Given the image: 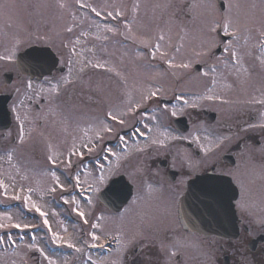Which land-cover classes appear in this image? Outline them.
<instances>
[{
	"label": "snow or ice",
	"instance_id": "snow-or-ice-1",
	"mask_svg": "<svg viewBox=\"0 0 264 264\" xmlns=\"http://www.w3.org/2000/svg\"><path fill=\"white\" fill-rule=\"evenodd\" d=\"M75 5L80 9H89L91 13H94L96 17H102L109 21H123V31L119 24L112 25L111 23H104L103 25L97 23L96 28L105 34H111L112 36H123L125 39L132 40L133 42L139 41V43L149 47L151 49L150 57L152 60L159 59L167 64L168 69L171 70L170 75L179 79L177 72L180 70H190L192 68L191 58L187 60H180L177 62L175 55L169 56L168 50L162 44L165 41V33L163 29H160L159 33L153 37L147 35L143 29L146 27L141 21H139V13L141 9L140 0H134L130 7L131 18H128L129 8L120 4H105L102 7L91 3L85 2V0H74ZM50 5L47 3L38 5V7L47 8ZM225 7V11L221 14L220 19L211 20L208 32L218 33L222 32L225 37H228L223 42V52L225 54L224 59L217 58L220 63H223L225 67L232 69V74L235 76L236 81L241 87L248 84L252 78L255 66L252 69L245 66L246 58H253L258 62L259 70L264 72V0H261L259 7V15L256 14L257 5L255 3L251 5H242L239 0H229L227 5H221ZM0 7H7L11 9L14 5H0ZM55 7L59 10L68 11V15L71 16L72 21H75V13L70 11V6L65 0H55ZM156 7H159L157 5ZM191 8L198 7L196 4L190 5ZM244 7H248L250 11L242 14L241 10ZM195 18V17H194ZM74 23L65 24L63 31L66 33L74 32ZM184 32V29H181ZM187 33H185L186 35ZM59 35V33H57ZM87 33L81 31L79 36H86ZM76 37L74 40L69 39L67 42H63V47L68 49L69 65L72 64L71 57L77 55L76 45L81 43L80 38ZM14 43L12 47L6 49L3 54H0V61L12 62L16 59V53L21 44L19 38L13 37ZM39 40H50V37L38 36ZM96 39L108 40V35H97ZM153 40L155 42L153 43ZM170 40V37H169ZM180 40H184V36L180 37ZM171 46V45H170ZM183 43L174 46L175 53H180L183 48ZM220 42L216 40L214 36H210L208 39L202 40L200 50H194L196 57H210L213 55L212 49L219 47ZM254 51L258 52V55H253ZM137 57L144 59V57L137 53ZM44 59H37L34 68L42 74L45 64ZM86 67L94 69H104L106 72L113 73L118 78L117 86L122 90L123 95L126 97L120 104H110L107 106L103 113V118L96 116L89 122L88 126L81 129L83 135L77 137L73 136L71 143L68 145L65 151L59 150L55 147L50 140L45 144L48 167L35 170L33 169V175L39 176L44 179L36 180L35 186L32 183H18L17 176L21 181H30V176L27 171L21 170V168L13 164L12 161L16 156L19 148H23L32 140L33 129H25L24 122L28 119L25 115L21 118L17 108L14 106L12 111L16 113V120L19 124L18 135L13 137V147L6 150L4 156H0V159H6L9 165L16 170V176L9 174L7 176V182L4 178H0V196H3L6 200L22 202L23 210L27 212H34L38 214V217L42 221V226L47 229L51 243L57 247L66 246L69 249H73L76 253H85L86 249H102L111 250L110 243L114 242L117 247L115 252L117 253V259L112 260L111 264H125V259L130 250L139 249L140 247L150 248L157 243V233L160 231L159 225L150 221L143 226H137L135 230L129 231L122 225L117 228H108L105 221L108 219L104 212L95 214L91 209L95 208L93 195L98 191V186L104 184L110 177L118 174L122 167L121 161L127 160L134 153H146L151 148H167L168 143L177 140H190L195 144L201 152L207 157L214 149H220L226 142L231 141L232 137L227 135H219L215 140H211L208 136H204L202 142L201 136L191 133L189 136H180L173 134L169 130V126L161 123L160 118L154 113L151 116L146 112H142L141 108L144 107L149 101H153L154 98H158L165 94L163 87H147L140 91L138 99L132 97V93L128 90V78L119 71L116 67L109 65L107 61L86 60L80 67L79 72L83 73ZM216 65H210V72L216 73ZM72 74V68L69 67V75L61 76L52 83L47 77H44V81L49 84L48 88L43 86V83L33 84L31 80L25 84V95L27 99L32 100L34 97L39 98L47 93L44 98L48 101L49 105L56 104L57 98L60 96L61 82L65 85L72 84L73 80L70 79ZM160 75H168V73H161ZM201 77H208L209 71L198 73ZM212 84H216V80L213 78ZM227 88H231L232 85H225ZM99 90V89H97ZM19 92V88L16 89ZM260 91L259 96L252 95L245 101H232L225 96L216 94L213 88H208L202 95L195 98H185L184 95H174L176 101H182L183 107H178L173 104L171 108L167 104H164L161 108V115L167 116L169 119L177 118L181 115L189 114L186 110L196 109L200 107L199 101H219L222 105H233L234 103H244L248 105H259L262 110L259 113V119L256 122H239L237 124V132L235 133L237 138L241 137V134H246L252 130H260L264 133V90ZM92 100V96L88 97ZM22 103V102H21ZM59 107V105H57ZM51 107L49 111H51ZM81 115H83L81 113ZM139 116V118H138ZM151 121V123L146 122ZM68 118L65 117L62 123L65 127L62 129L67 132ZM137 123L142 127L136 126ZM79 125L77 124V127ZM196 130H199V126L194 125ZM131 129L126 134H121L125 129ZM43 136V133L40 134ZM142 138V139H141ZM109 139H116L117 144L115 148L107 145L106 141ZM264 151V146H262ZM95 156L96 158V172L98 175H94L92 169H86L83 161L85 154ZM76 157V161L72 158ZM106 162V163H105ZM194 165L189 160L188 167L192 168ZM62 167L69 173L68 179L72 181L70 187L75 190L78 189L80 196L84 199L88 206V211L81 207V201L75 196L71 198H65L63 195L60 199L63 200L65 205H70L71 211L75 213L83 225L88 226V231L84 232V235L88 239L74 238L73 236H62L59 232L53 231L49 223V212L44 210V205L38 203L33 199V195L39 193L41 199L45 195L54 196L59 191L60 193L68 192L69 186L61 181V176L57 174L55 169ZM83 171L84 179H81ZM225 175L232 176V179L237 182L241 188V195L246 189V186L241 182L235 173H225ZM3 174H0L2 177ZM205 183L199 194L192 193L197 198L200 195L204 196L207 200L205 208L211 213L213 209V201L218 198L227 196L228 189L220 185L219 182H215L211 177L206 178ZM152 188L148 186V193L151 195ZM141 199L138 195L132 203ZM204 203V201H201ZM236 206L242 213L251 215L249 206L242 200L236 201ZM128 209H125L127 212ZM55 215V213H52ZM23 212L13 214L11 212L0 213V246L10 245L13 249L11 253L13 256L19 255L21 249H27L28 252L38 253L41 259L36 260V264H68L67 259L60 261L55 258L54 255H50L44 247H41L37 241V237L33 235L31 242L24 243L23 235L33 229L41 227L40 224H32L25 222L21 219ZM123 219V213L121 214ZM158 218L154 217L153 221ZM262 227H264V217L259 218L257 221ZM162 223V221H161ZM12 230H17V236L20 241L14 239ZM67 232V228L64 229ZM83 232V228L81 229ZM159 251L164 254L165 260L163 264H171L172 258L177 257L180 253V249L185 247L179 239L169 240L167 237L159 239L158 241ZM7 253V249H5ZM106 264L104 259L94 260L91 255L87 256L86 261L83 264ZM11 264H16L15 260L11 261Z\"/></svg>",
	"mask_w": 264,
	"mask_h": 264
},
{
	"label": "rangeland",
	"instance_id": "rangeland-1",
	"mask_svg": "<svg viewBox=\"0 0 264 264\" xmlns=\"http://www.w3.org/2000/svg\"><path fill=\"white\" fill-rule=\"evenodd\" d=\"M65 2L70 6V11L75 13V21H72L71 16L68 15V11H62L55 7V0H0V5H14V7H12L11 9L7 7H0V54H3L6 49L12 47V44L15 42L13 37L19 38L21 40V44L19 45L17 53L21 52L23 49L31 45L48 46L56 54L59 55L61 66H64L66 68V74H63L62 76H68L69 67L66 66L69 65L68 61L70 57L68 54V49L63 47L62 41L67 42L69 39L74 40L79 36L81 31H84L87 33V35L79 36L81 43L79 45H76L77 55L71 57L73 72L71 75L73 77L77 75L81 65L86 60H93V62H95L96 60L107 61L109 65L116 67L128 78V90L132 93V97L134 99L139 98L141 90H144L149 86L153 88L158 87L156 83L154 85V80L158 83H160V81H164L166 85L164 83H160L159 85H161L160 87H163L165 89V94L162 96L167 95V93L170 91V87L167 85L176 78L170 75L171 70L168 69V66L166 67L167 64L159 59L158 56V61L164 63V66L167 68L165 73H168V75H160L162 70L153 72H147L144 70V68H147V66H145V64H147L146 57L148 58V56L144 52H146L149 47L138 43V45L145 50H136V52L140 53L144 57V59H141L144 64V66H141V69L143 70H141V73L139 74L137 73V68L139 66L136 68L135 63L138 64L141 61H139L138 58L135 57V55L130 54V46H125V44L118 40L119 35L112 36L111 34H105L96 28L97 23L101 25H103L104 23H111L109 20H105L102 17H96L95 14L91 13L89 9L78 8L75 5L74 0H65ZM85 2L101 7L105 4L113 3L127 6L129 8L128 18L130 19V7L134 0H85ZM228 2L229 0H223L225 6ZM44 3H47L50 6L47 8L38 7V5ZM140 3L141 9L138 19L144 25H146L143 31L147 35L155 37L159 33L160 29H163L165 33V41H163L162 44L167 48L169 56L175 55L177 58V62H179L180 60H187L191 58L192 67L193 64L198 63L206 68L204 71H209V76L203 77L207 79L205 83L207 84V88H213L216 94L225 96L232 101L240 102L249 99L252 95L259 96L260 91L258 90H264V87H258L255 91L251 90L252 81L256 82L257 86L264 85V72H261L259 70L258 62L254 61L253 58H246L245 66L249 67L250 69L255 66V71L253 72L252 78L249 80L248 84L244 87H241L236 81L235 76L232 74V69L230 67H225L224 64L220 63L217 59L218 57L221 60L225 58L223 45L221 54L217 57L213 55H211L210 57L195 56L194 50H200L202 40L208 39L210 36H214L216 40L220 42L218 33L223 34L222 32L211 34L208 32V27L211 20L220 19V16L222 14V12H219L218 10V0H140ZM239 3H241L242 5H251L255 3L257 5L256 14L257 16L259 15L261 0H239ZM192 4H196L198 7L191 8L190 5ZM157 5H159V7H156ZM248 11H250L248 7H244L241 10L242 14ZM91 15L95 16L96 20L91 19ZM69 23L75 24L74 32L71 34L63 31L64 25ZM111 24H119V26L121 27V25H123V21H115V24ZM181 29H184V32H182ZM121 31H123V27ZM57 33H59V35H57ZM185 33L187 34L185 35ZM97 35H108L109 39L98 40L96 39ZM38 36L50 37L51 39L39 40L37 39ZM181 36H184L183 41L180 40ZM154 42L155 40H153V43ZM180 43H183L184 46L181 49L180 53H175L174 46ZM125 48L128 50L126 51ZM214 49H212V52ZM124 51H126V53H128L129 55L125 57L126 53H124ZM258 54L259 53L256 51H254L253 53L254 56ZM7 63V61H0V88L6 89L8 93L14 92L12 103L9 104V112L11 114L12 124L9 130L4 133V135H0V156H4L6 150L13 147L12 138L18 135L19 124L15 118L16 113L12 111V108L15 106L22 119L25 115L28 116V119L24 122V127L26 130L32 128L33 132L32 140L23 148L18 149L12 163L18 165L21 168L22 172L27 171L28 175L30 176V181H21L19 176H17V182L25 184L32 183V185L35 186L36 180L44 178L34 176L32 170L35 169L38 171L40 169L46 168L41 167L42 162H38L40 155L39 153L35 152V150H40L41 153L44 152L46 154V147L44 145V142L50 139L55 147H57L61 151H65L68 145L71 143V139L73 136L79 137L83 135L81 129L88 126V124L86 123L89 122L91 118H84L83 115L75 112H80L86 115L91 112L90 108H88L90 103H86L88 99L86 97L88 96V94H91L90 87L94 86L96 90L99 89L96 93H94V96H96L95 102H97L100 106L106 102L105 98H109L110 104H120L126 99V97L123 95L122 90L117 86L118 78L115 77L113 73L106 72L104 71V69H97V72H94V68L86 67L85 71L83 72L84 75L81 76L84 77V79L80 83H78V89L80 92H78V90H75L77 87L73 89L70 85L64 84L63 89L69 91V94L62 96L60 95L57 98L56 104L54 105L50 106L48 101L44 98L45 96H47V93L39 98L34 97L32 100H29L25 95V84L27 83V80H21V78L14 77V81L10 86H8L7 88L3 86L1 78L3 72H11V74L15 73L14 65L11 64L10 66V64ZM213 64L216 65V73L210 72V65ZM164 66L162 67L164 68ZM181 71L182 72L180 74L177 73V75L180 79H184V76L183 78H181V74L184 72H188L189 70ZM57 77L59 79V77L61 76ZM186 77L189 78L188 76H185V78ZM199 77L201 76H194L193 78H189L191 80H197V82H195L196 84H182L180 86L181 88L189 87L190 89L200 90V93L198 92L196 95H192L191 97L189 96V99L202 95L205 92L201 88V86H199L201 85V83L203 84V82L201 81V79L203 78ZM213 78L216 80L215 85L212 84ZM110 79L112 80V83H110L109 85L108 82L110 81ZM42 83L45 88L49 87V84L45 83V81H43ZM33 84L35 85L38 83L33 82ZM228 84H231L232 87H225V85ZM17 88H19V92L16 91ZM242 89H248L249 93H245L244 96L242 94L241 96H239V91ZM190 92L193 91L190 90ZM76 93H79L80 97H75L74 94ZM42 99L44 100V103L40 104V100ZM29 101H32L31 106H29L28 104ZM82 103L86 106L82 107ZM198 103L200 104V107H198L197 109L206 108L219 114V120L222 123L227 120L226 118H228V116L232 113L233 107H235L236 105L240 104L248 106V104L244 103H234L231 106L225 105V107H223L219 101H199ZM34 104H39V112H36L34 110ZM148 104L153 105V102H149ZM57 105H59V107H57ZM50 107L52 109L51 111H49ZM161 108L155 109L152 113L150 112L152 109H150L147 115L151 116L155 113L157 116H159L161 123L165 125L166 123H168L169 118L167 116L161 115ZM192 110L193 109H190V111ZM249 114L251 116L255 115L254 113ZM65 117L68 118L67 132H64L62 130L65 127V124L62 123ZM259 118V113H257V120ZM196 119L198 118L196 117L193 121L194 124L192 128H195L194 125L199 127L203 126V128L207 129L209 138L211 140H215V138L212 137L217 136L218 133L215 132V134L210 135V132L212 131L210 129L211 126L202 124L200 122L198 123V120ZM39 122L42 124H38ZM146 122L151 123V121ZM77 124L79 125L78 127ZM48 128H51L50 130H53L54 136L52 137V139L50 137L51 135L49 134L50 131H48ZM41 133H43V136L40 135ZM199 136L204 138L203 134ZM154 150L155 148L152 151L148 150L146 153L132 154L128 158L132 159L130 161V164L135 160V163L132 166H136L137 163H140L141 159L156 158L157 154L152 153ZM156 151L161 155L162 151ZM260 151H256V154H258ZM44 156L45 155L43 154V159L46 160ZM72 159L76 161L77 158L73 157ZM244 159L250 161L249 159H251V156H245ZM124 161H121V164ZM248 163L250 162H243V165L246 166ZM83 164L86 169H92L86 163ZM55 170L57 171V174L61 176V181L65 183L66 186H69V191L64 193H60L58 191L54 196L45 195L42 199L39 193H36L33 195V199L37 200L38 203L43 204L44 210L49 212V223L53 231L59 232L62 236L67 237L70 235V230H73V233L70 236H73L74 238L83 237V239H88L87 236H84V232L89 230L88 227L85 225H81L82 221L80 220V218L71 211L72 206L65 205L63 203V200L60 199L61 195L69 199L71 198V196H75V194H73V191H75L76 189L73 190L70 187L72 181L68 179L69 173L66 172L62 167H59ZM0 174H3V176L0 178H4L6 182L7 176L9 174L13 176L17 175L16 170L9 165L6 159H0ZM95 175H98V172L95 171ZM81 179H84L83 171L81 174ZM105 183L99 185L98 190L101 189L105 185ZM93 200L95 201L94 198ZM80 201L81 207L88 211L89 209L85 201ZM2 204H15L16 206L11 209L9 208V210L7 211L0 209V213L11 212L13 214H16L22 211V220L32 224L37 223L40 224L41 227H43L42 221L38 217V214L23 210L22 202L6 200L3 196H0V205ZM28 213L34 214L32 216L35 219L31 217L28 218ZM52 213H55V215H53ZM106 226L113 229L119 227L107 222ZM78 227H80L81 229L83 228L84 231L82 232ZM65 228H67V232L64 231ZM127 230L132 231L133 228L128 227ZM13 237L17 238V230H15V234H13ZM48 239L51 242L50 238ZM17 240L18 243H20L18 238ZM37 241L40 243L41 247H43L42 241L39 237H37ZM23 242L28 243L27 241ZM5 249H7V253L5 252ZM12 252V248L6 245L0 246V264H11L12 260H15L16 264H36L37 259L42 260V258L39 257L38 253L28 252L27 249H21L20 254L15 256L11 254ZM66 252L68 251L66 250ZM60 257L62 258H58L55 256V258H57L61 262L67 259L68 264H72V256Z\"/></svg>",
	"mask_w": 264,
	"mask_h": 264
},
{
	"label": "flooded vegetation",
	"instance_id": "flooded-vegetation-1",
	"mask_svg": "<svg viewBox=\"0 0 264 264\" xmlns=\"http://www.w3.org/2000/svg\"><path fill=\"white\" fill-rule=\"evenodd\" d=\"M90 96L93 97L91 94ZM243 117H239L237 124L239 122H244ZM248 122H252L251 117H246ZM235 131H237V126H235ZM251 143L257 148H262L264 146V133L256 132V130L249 131L246 134H241L240 138H235L232 150L230 154L237 161H240L239 155L241 152L244 153V143ZM184 143H180V145ZM184 154H187L184 152ZM194 154H197L194 152ZM198 164L194 165L192 168L188 167L189 156L187 158H173L171 155L162 160H140V163L134 164H122V174L127 175L128 182L132 187V196L131 200L127 205L117 214H113L105 210L107 215V223H112L116 226H123L125 229L135 228L137 226H143L148 222L152 221L159 225L160 231L157 235V243L150 248L140 247L139 249L131 250L125 259V264H163L165 260L164 254L159 251L158 241L167 237L171 239H179L185 247L180 249V253L177 257L172 258L171 264H207L204 259V252L207 250L208 240L195 239L192 235L186 234L180 230L176 223L175 219V203L179 195L184 189V185L191 177L195 174L200 173L205 164L204 158L201 155L197 154ZM122 176V175H121ZM255 178V173L250 172L249 174L244 173L239 175L238 179L245 183L246 179L250 183L253 182ZM151 186L152 193L149 195L148 186ZM251 186V185H250ZM140 196L141 199L136 200L135 203H132L133 199L136 196ZM97 207H95L96 211ZM125 209H128L125 212ZM123 213V219H121V214ZM158 218L153 221V218ZM242 219V218H241ZM162 221V223H161ZM239 225L242 230L239 235V238L234 241H223L220 240L221 245L219 247L216 256H212L215 264H221L220 257L225 255L228 257L229 264H242L247 258L249 264H263V259L261 256L262 246H256L253 252H248L242 256L241 247L247 246L251 238L259 235L261 229L253 224L249 225V228L244 226L243 219L242 225L239 221ZM132 230V231H133ZM194 238H192V237ZM193 240L198 241L203 247L201 250ZM226 243L231 248L223 249V244ZM222 246V247H221ZM216 251V248H213ZM242 256V257H241ZM193 257V262L191 261ZM117 259L114 257L111 259L109 257L105 260L106 264H111L112 260ZM96 260V259H95ZM245 263V264H246Z\"/></svg>",
	"mask_w": 264,
	"mask_h": 264
},
{
	"label": "water",
	"instance_id": "water-1",
	"mask_svg": "<svg viewBox=\"0 0 264 264\" xmlns=\"http://www.w3.org/2000/svg\"><path fill=\"white\" fill-rule=\"evenodd\" d=\"M44 53H45V50H43V49L33 50L32 53L29 55H27L28 51H26L22 56L19 57V59H22V60L18 61V63H19L18 67L20 69L26 68L24 57H25V59H26V56L34 57L35 62H36L37 59H41V57L43 56ZM35 62H33V64H35ZM0 101H1V99H0ZM0 118H2V119L5 118V108L1 104H0ZM194 183H195V185L191 186V188H190V191H191L190 201L192 202L193 199H196V200H198V204L195 206L191 205L193 207L191 208L190 212L187 213V211H184V215H183V219H182L183 221L188 223V219H190L192 221L193 220L197 221V219H195V218H199L205 224H209L212 221V222H215L216 224L222 222V225H224L223 222L225 220L232 218V214L230 213L229 204H227L225 206V208L223 207L224 208L223 211L219 208L220 203H221V198H218L217 200L212 202L214 210L211 213L206 208H204L205 203H207L206 198L202 195H200L199 198H197L195 195H192V193L199 194L201 187L207 182H200V180H199V181L194 182ZM192 197H194V198H192ZM187 201L188 200H186L185 202H187ZM201 201H204V203H202ZM185 202H184V205H185Z\"/></svg>",
	"mask_w": 264,
	"mask_h": 264
}]
</instances>
